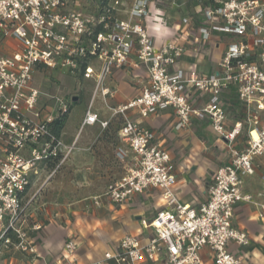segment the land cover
Returning a JSON list of instances; mask_svg holds the SVG:
<instances>
[{
  "label": "built area",
  "instance_id": "2783aa9c",
  "mask_svg": "<svg viewBox=\"0 0 264 264\" xmlns=\"http://www.w3.org/2000/svg\"><path fill=\"white\" fill-rule=\"evenodd\" d=\"M95 1L96 13L86 10L84 0H0V48L7 39L17 44L10 54H0V256H36L32 233L42 223L33 219L32 197L27 192L42 171L53 166L51 176L72 150L51 132L49 124L68 113L73 98L47 96L33 86L36 68L66 69L71 74L82 70L84 78L95 81L93 94L105 97L113 92L102 82L113 69L143 65L148 77L138 96L112 109L113 116L122 118L118 135L126 149H118L116 156L126 165L124 173L107 184L103 197L119 204L158 189L164 207L140 219L150 233L144 243L139 236L125 235L102 260L85 262L78 258V242L69 237L58 264H204L201 252L205 248L211 264H241L229 244L248 243L245 232L233 225V213L236 204L251 200L250 194L241 191L242 176L253 174L254 159L264 155L260 117L264 111V0H198L203 17L200 31L205 36L215 30L232 37L211 75L172 69L183 47L173 41L155 46L143 23L145 17L152 18L151 0H133L125 9L126 19L118 17L123 10L120 0ZM153 19L165 24L161 16ZM94 60L100 63L97 71ZM231 90L244 116L229 127L222 95ZM192 93L207 98L203 107L192 106ZM42 95L54 107L41 106ZM91 104L81 126L99 122L105 128L108 121L100 120ZM167 107L182 127L191 123L192 116L207 118L230 151L231 160L217 167L206 199L195 206L178 201L175 195L177 176L169 152L149 128L127 115L134 111L147 118ZM244 127L247 140L239 149L234 144ZM261 209L259 217L264 204Z\"/></svg>",
  "mask_w": 264,
  "mask_h": 264
},
{
  "label": "crops",
  "instance_id": "0c3cea01",
  "mask_svg": "<svg viewBox=\"0 0 264 264\" xmlns=\"http://www.w3.org/2000/svg\"><path fill=\"white\" fill-rule=\"evenodd\" d=\"M84 3H86L87 11L92 13L97 12V1L84 0ZM127 8L128 7H124L123 10L118 12V17L120 19L127 18L125 12V9ZM149 13L152 15V18L145 17L143 23L145 24L155 46L160 47L167 42L173 41L185 48L184 53L177 60L172 69H178L184 72L194 70L203 75H211L216 72L219 60L232 37L212 30L207 36H205L200 31L203 17L201 5L198 0H163V3H157V0H151ZM153 16H161L165 20V24L155 21ZM184 19L187 20L184 21ZM16 46L17 44L15 40L7 39L3 42L0 48V54H10L15 51ZM135 60L136 57L133 55L132 61ZM92 65L97 71L100 63L94 60ZM44 72L45 69L40 67L36 68L33 78V86L38 88L43 94H46L42 88V79H38L41 78L39 76H42ZM67 73L68 76L66 78L76 80L78 85L81 84L82 86H79V88L75 90V93H72L68 97L60 95L58 90L55 91V94L66 98L76 97V100H73V102H76L79 101L82 91L87 89L86 86L92 84L87 89L92 94L90 98V102L92 101L91 110L98 115L100 120L108 121V124L105 127L106 129L112 125H116L117 128L116 133L111 132L106 134L104 131H95L97 127H101L99 122L92 125L81 126L85 111L90 102L83 110H80L78 117H76L73 122H69L68 118L72 108V102L66 115L64 125L58 136L66 146H72V150L52 175L61 172V168L66 163L71 165L72 170L76 174L81 167L80 163L82 162V158H85V165H90V168L85 169H90L89 172L94 174L87 175L85 178V184L91 186L88 189L91 195L89 197H83V199L98 197L100 198V200L97 201L98 203L101 201L110 202L103 197V193L110 181L119 178L124 173L126 165L124 161L116 156L118 149H126V144L118 135V129L122 123V118L120 115L113 116L112 109L138 96L140 89L147 81L148 73L143 65H140L138 68L127 65L121 69H113L102 82L103 87H108L113 92L112 95H107L105 97L99 92L93 94L95 81L93 78H84L82 70L77 71L75 74H71L68 71ZM56 77L59 82H61L60 78H64L62 72ZM222 99L230 119L228 125L229 127H232L233 122L241 120L237 115L240 112L244 114L243 109L239 105L237 95L233 90L225 91L222 95ZM206 101L207 98L201 97L198 93H192L190 96V102L194 108L203 107ZM40 103L41 106L46 105L47 109L54 107V102L45 95L41 96ZM127 115L129 118L134 119L140 122L141 125L149 128L155 135V141L169 152L175 165L177 181L174 186V192L178 201L193 206L203 202L206 199L207 188L211 183L212 175L217 167L220 166L218 163L220 161H225V156L228 153L226 144L223 143L212 130L209 120H207V118L192 116V129L188 128L179 131L175 130L172 126L177 117L174 114V111L169 107L159 110L156 114L147 118H140L134 111H128ZM263 115L264 111L260 113L261 121H264L262 118L264 117ZM204 122H207V124L203 125ZM199 126H201V128L197 130ZM105 128L101 127V129ZM246 140L247 133L246 128L244 127L236 139L237 145L235 146L237 147L238 145H241L242 147ZM256 162L259 165L257 166L258 169H256L251 175L243 176L241 187L242 193L250 194L252 198L248 202H240L235 206L236 210H241L242 207H245V210L250 212L246 213L244 224L240 221L236 222L235 214L232 219L233 225L237 229H245V234L251 240V245L246 251L245 256H243L244 258L238 254L241 246H237L233 243L229 244L230 251L239 257L241 264L242 259H245L244 264H256L257 261H260V264H263L260 257H264L261 248V245L264 243V212L262 217H259V213L262 210L261 206L264 204V156L257 158ZM52 168L53 166H50L47 170L42 171L38 179H36L32 185H35V189L32 192H29L31 186L27 192L28 195L32 197L30 212L33 215V219L42 224L47 220H59L62 216H68L70 211L68 208L61 212V205L66 202L62 203L58 200H50L44 196V184L48 185V183H50L49 179L46 183H37V180L43 175H45L46 178H50L52 175L49 176L48 173ZM99 171H101V176L98 175ZM209 171H212V174L209 178H206L205 175ZM59 188L61 187L58 186L57 189ZM58 194L59 193H57V195ZM83 199L67 202L66 204L69 207ZM156 212L151 216L147 215L144 217L143 215H145V211L138 209L134 217L139 218L137 219L139 227H131L129 233L125 232L128 228L127 224H132L135 219L133 221L129 219L126 220L123 223L122 230L119 232L120 234H124L120 239L125 235L142 236L143 234H147L149 229H144L141 226L140 219L150 218ZM258 224L259 230L253 231ZM47 237L45 239L50 238L49 236ZM113 249L111 251H113ZM79 250L80 247L78 249V258L81 261L92 262L103 259V257L93 260L86 259V257L82 258L81 255H79ZM62 254L63 250L61 249V257L54 260L53 264L59 263ZM5 255L9 254H4L2 256ZM201 255L204 264L211 263V255L207 248L202 250ZM256 256H259V259H256ZM0 262L2 261L0 260ZM108 262L111 261H107L104 264H107ZM45 264L48 263L45 262Z\"/></svg>",
  "mask_w": 264,
  "mask_h": 264
},
{
  "label": "rangeland",
  "instance_id": "374dc122",
  "mask_svg": "<svg viewBox=\"0 0 264 264\" xmlns=\"http://www.w3.org/2000/svg\"><path fill=\"white\" fill-rule=\"evenodd\" d=\"M120 1V9L129 7L132 3V0ZM212 31L217 32L215 30ZM184 49L185 48L183 46L182 54L184 53ZM60 72H62L64 76V78H60L61 82H59L58 78L56 77ZM67 76L68 73L66 69H45L44 74H42V76H39L41 78L38 79H42V88L47 96L54 95L55 91L58 90L60 95L68 97L72 93H75V90H77V88H79V86L81 87L82 85H78V82L76 80L66 78ZM90 85L86 86V88L88 89ZM87 89H82L83 91L80 95L81 97L79 101L73 102L68 118L69 122H73L75 118L78 117L80 110H83L85 106L89 104L92 94ZM262 118L264 119V117ZM206 124L207 122L203 123V125ZM172 126L175 130L179 131L188 128L192 129L193 127L192 122L187 126H180L177 118H175ZM201 126H199L197 130H199ZM116 128V125H112L108 129H101V127H97L95 131H104L106 132V134H109L111 132L116 133ZM234 145H237V143L235 142ZM226 148L228 149V147ZM237 148L240 149L241 145H238ZM259 157H256L254 159V172L256 171V169H258L257 166L259 165L256 162V159ZM225 158V161H220L218 165L227 163L231 160L229 150ZM84 159L82 158V162L80 163L81 167L80 169H78L79 172H77L76 174L72 170L71 165H69V163H66L61 168V172L55 173L50 178H46L45 175H43L39 180H37V183H46L48 179L50 180V183H48V185L44 184V196H46L50 200H58L62 203L78 201L80 199H83V197H89L91 193L88 189L91 186L85 184V178L87 177V175L94 173H90V169H85L90 168V165H85ZM211 174L212 171H209L206 173L205 177L209 178ZM98 175L101 176V171H99ZM58 186L61 188L57 189ZM34 189L35 185L30 188L29 192H32ZM57 193L59 194L57 195ZM98 200H100V198L91 197L74 203L69 207L66 203L61 205V212L64 209H70L68 216H62L59 220L52 219L51 221H44L42 224V228L32 233L34 244L37 249V256H32L24 253L9 254L0 257V260L2 261L0 262V264H45V262H47L48 264H53L54 260L61 257L62 245L69 238V236L78 242V245L80 247L79 255H81L82 258L86 257V259L89 260L102 258L103 254L106 251H111L120 237L124 235L123 233L120 234L119 232L120 230H122L123 223L126 220L129 219L133 221L135 219L132 224H127L128 228L125 230V232L129 233L131 227H139V224H137V219L139 218L134 217L138 209H142V211H145V215H143L145 217L147 215L151 216L154 212L164 207L163 201H161V192L157 189H149L148 191L141 194L133 195L129 199L119 204H112L111 202L106 201L97 203ZM247 212L250 211L245 210V207H242L241 210H236L234 208L233 216L235 214L236 222L240 221L242 224H244V218L246 217ZM239 230L245 232V229L241 228ZM257 230H259V224L253 229V231ZM149 234L150 233L147 232V234L139 236L142 243H144L145 240L149 237ZM47 236H49L50 238L45 239ZM247 238L248 243L244 246H241V249L238 251V254L242 257L245 256L246 251L251 245V240L248 236ZM261 248L262 255L264 256V243L261 245ZM260 258L264 264V257ZM256 259H259V256H256ZM244 260L242 259V264H244ZM107 264L112 263L108 262ZM256 264H260V261H257Z\"/></svg>",
  "mask_w": 264,
  "mask_h": 264
},
{
  "label": "trees",
  "instance_id": "16d2710c",
  "mask_svg": "<svg viewBox=\"0 0 264 264\" xmlns=\"http://www.w3.org/2000/svg\"><path fill=\"white\" fill-rule=\"evenodd\" d=\"M66 115H67V113L56 116L55 119L49 124L51 132L56 137L59 136V132H60L61 128L64 125V122H65V119H66ZM237 116H238L239 119H242L244 114H242V112H240Z\"/></svg>",
  "mask_w": 264,
  "mask_h": 264
},
{
  "label": "water",
  "instance_id": "95a60500",
  "mask_svg": "<svg viewBox=\"0 0 264 264\" xmlns=\"http://www.w3.org/2000/svg\"><path fill=\"white\" fill-rule=\"evenodd\" d=\"M73 100H76V97H73Z\"/></svg>",
  "mask_w": 264,
  "mask_h": 264
},
{
  "label": "bare ground",
  "instance_id": "6f19581e",
  "mask_svg": "<svg viewBox=\"0 0 264 264\" xmlns=\"http://www.w3.org/2000/svg\"><path fill=\"white\" fill-rule=\"evenodd\" d=\"M254 134V136H255V138H256V135H255V133H253Z\"/></svg>",
  "mask_w": 264,
  "mask_h": 264
}]
</instances>
